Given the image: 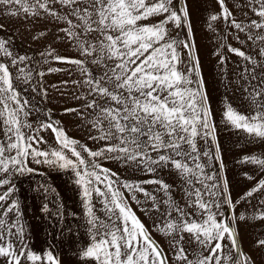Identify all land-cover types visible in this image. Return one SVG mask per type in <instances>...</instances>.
Returning <instances> with one entry per match:
<instances>
[{"label": "snow or ice", "instance_id": "snow-or-ice-1", "mask_svg": "<svg viewBox=\"0 0 264 264\" xmlns=\"http://www.w3.org/2000/svg\"><path fill=\"white\" fill-rule=\"evenodd\" d=\"M0 264H264V0H0Z\"/></svg>", "mask_w": 264, "mask_h": 264}, {"label": "rangeland", "instance_id": "rangeland-1", "mask_svg": "<svg viewBox=\"0 0 264 264\" xmlns=\"http://www.w3.org/2000/svg\"><path fill=\"white\" fill-rule=\"evenodd\" d=\"M15 42H16L18 48L28 47V44H29L26 36H23V37L17 36ZM71 127L72 126H70V128ZM228 146H232V140L231 139L228 140Z\"/></svg>", "mask_w": 264, "mask_h": 264}]
</instances>
